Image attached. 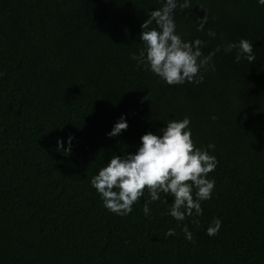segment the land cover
I'll return each mask as SVG.
<instances>
[{
	"label": "trees",
	"instance_id": "trees-1",
	"mask_svg": "<svg viewBox=\"0 0 264 264\" xmlns=\"http://www.w3.org/2000/svg\"><path fill=\"white\" fill-rule=\"evenodd\" d=\"M189 5L174 11L183 39L205 41L204 54L247 39L255 61L221 49L202 83L169 86L130 57L161 0H0V264H264V6ZM122 114L127 130L107 136ZM185 116L195 146L215 144L218 161L199 225L182 222L194 243L167 214L171 197L146 217L145 189L121 217L90 184L111 156ZM69 135L71 151H58ZM214 218L221 228L209 237Z\"/></svg>",
	"mask_w": 264,
	"mask_h": 264
},
{
	"label": "clouds",
	"instance_id": "clouds-1",
	"mask_svg": "<svg viewBox=\"0 0 264 264\" xmlns=\"http://www.w3.org/2000/svg\"><path fill=\"white\" fill-rule=\"evenodd\" d=\"M264 6V0H256ZM188 9L189 0H161V6L147 11V19L140 24L139 39L144 48L130 53V57L138 67L150 71L158 79L169 86L185 83H202L204 73L215 71L213 57L221 49L225 53L236 50L234 62L246 59L249 64L255 61L252 42L241 38L238 42L228 41L218 45L214 50L204 54L202 48L205 41L195 38L185 40L178 34L174 19V11ZM208 16L205 13L199 18L197 31H203ZM207 36L215 38L216 32L207 30ZM190 118L180 120L169 119L166 127L153 132H146L140 137L135 152L125 155H113L91 180V186L99 194L102 206L118 216H128L133 205L145 195L148 196L142 205L146 217L152 209L149 205L160 201L169 204L165 197H171L167 214L174 218L186 241L194 243L193 232L187 224V217H193L191 223L198 226L196 219L203 214L201 202L211 199L215 180L208 177L218 164L215 155L209 150L215 144L209 143L206 148L196 147L189 128ZM128 124L122 114L106 133L109 137L117 136L127 130ZM73 137L69 135L65 141L56 140L58 151L69 153ZM220 218H214L206 228V234L214 237L221 228ZM174 228L165 231L164 237L175 236Z\"/></svg>",
	"mask_w": 264,
	"mask_h": 264
}]
</instances>
